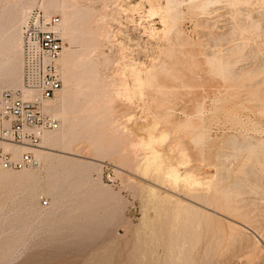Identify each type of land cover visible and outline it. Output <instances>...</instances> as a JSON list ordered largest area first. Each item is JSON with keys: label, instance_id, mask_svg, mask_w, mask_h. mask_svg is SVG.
Instances as JSON below:
<instances>
[{"label": "rangeland", "instance_id": "obj_1", "mask_svg": "<svg viewBox=\"0 0 264 264\" xmlns=\"http://www.w3.org/2000/svg\"><path fill=\"white\" fill-rule=\"evenodd\" d=\"M67 1L82 11L92 9L84 27L97 30L101 47L91 57L104 62L99 75L110 85L101 102L90 101L84 112L101 110L100 123L85 129L74 150L51 153L74 160L75 177L89 174V183L82 185L89 189L86 194L109 195L98 220L104 230L91 243L66 252L71 238L62 232L50 241L53 230L46 225L27 238L22 258L10 264L27 257L26 264H86L99 254L110 256L108 264H167L168 244L180 237V257L183 251L190 254L186 264H264V150L255 140L264 141V0H239L232 7L219 0L205 9L193 5L206 0H180L173 25L162 18L166 0ZM14 2L0 0V12ZM240 27L252 33H240ZM64 42L80 49L78 43ZM163 62L171 70L158 76L162 89L147 77ZM6 65L2 61L0 68ZM94 127L120 134L122 143L98 154L89 144ZM151 137L167 165L143 144ZM169 165L200 184L170 179ZM238 181L244 187L235 185ZM0 195V209L12 216L13 205L1 203L6 192ZM25 196L16 205L21 216L28 213ZM37 203L48 209L51 197L41 194ZM6 238L0 235V246Z\"/></svg>", "mask_w": 264, "mask_h": 264}, {"label": "bare ground", "instance_id": "obj_2", "mask_svg": "<svg viewBox=\"0 0 264 264\" xmlns=\"http://www.w3.org/2000/svg\"><path fill=\"white\" fill-rule=\"evenodd\" d=\"M190 1L193 3L199 2L197 0ZM213 1L217 2L219 0H206L203 3L201 2V4L193 6L205 9L207 5ZM226 1L232 4L230 7L239 2V0ZM180 2V0H166V7L164 8L165 11L162 18L164 20H167L168 18V21H170V23L172 22V25L174 23V19L178 15L176 6H178ZM33 7L41 8L48 15H52V13H59L62 18L61 33L63 38L69 45L72 43H78L80 45V49L73 51L69 48V46L63 47V52L59 62L63 85L56 95L45 103V110L51 113L59 121V128L54 131L46 132L42 136L39 146L34 149H30V151L34 153L37 161H39L40 166L36 165L37 167H28L29 169L24 168L20 172L6 170L0 167V184L15 181V183L10 184L9 186H0V191L3 190V194L6 192V198L1 199V203L12 204L13 208L11 210L14 212L12 216L8 217L3 213V208L0 209V235H7V238L2 241V246H0V258L3 260L0 264H10L18 258H22L24 252L21 251V247L25 244L27 238L31 237V235H35L37 231L46 225L49 228L51 227L53 230V235L51 236L50 241H56L58 239L56 237H59L62 232L64 236L71 238V241L65 242L66 252L68 248L73 250L74 245L79 248L81 245L91 243L92 240L104 230L103 225L98 220L101 216V210L107 208L105 206L106 200H109L110 198L107 194L101 197H94L93 192L92 195L86 194L89 189L87 188L84 190L82 185L83 181L89 183V174L86 173L82 178L75 177L74 172L79 168L78 166H75V161L69 159L68 157H61V155L51 153L54 148H59L62 152L71 151L72 149L74 150L73 147L77 144V139L84 138L86 136L85 134L87 131L85 129L88 130L91 128V125L95 124V122L96 124L100 123L99 115L101 114V110L94 111L93 113L88 112L89 114H84V112L86 110V105L88 103L90 105V101H100L109 91L108 86L110 84L99 75V73L101 74V72H99L100 68L103 66L104 62L102 61V64L98 60H94L96 58L93 59V57H91V55L101 47V43L95 40L97 30H87L86 27H84V24L87 25V23L93 18V11L91 8H86L82 11V9H80L77 5H70L67 0H16V2L9 6V8L0 12V63L2 61L7 62L4 70L0 68V92L5 89L11 91L23 89L21 79L22 56L20 57V29L27 14L34 9ZM233 8L235 9V6ZM160 9L162 10L163 8L161 7ZM235 11H233V13ZM236 13L234 14L236 15ZM232 17H234V15ZM236 25L238 24H235L232 27H235ZM238 28L239 27H237V29ZM247 29L242 27L240 33ZM250 29H252L251 26ZM176 32L178 33L177 30ZM220 36L230 35L221 34ZM225 38L226 37H224L223 40ZM245 42L249 43V41L246 40ZM241 45H243V43H241ZM257 49L259 50L260 48L257 47ZM254 52L255 55H257V53L262 54L261 51V53H259V51L257 53L256 51ZM221 58L222 57L220 56V59ZM153 70H151V72ZM170 70L171 66L169 62H163L159 66L158 70L152 74L149 72V69L148 72L150 73V76L147 78L151 81L149 82L148 80L147 82L155 85V82L158 83V76ZM144 82L147 83L146 81ZM158 84V88L164 87L163 83ZM146 85H148V83ZM24 97L27 99L31 98L32 94L24 91ZM102 103L101 105H103ZM99 107L101 108V106ZM183 124L184 123H180V125ZM187 125H189L188 122L184 124V126ZM94 128L95 129L92 130L91 136L89 137V144L94 146L95 151L98 154H100L103 150V153L105 154L110 153L120 143H122V137L120 134H107L106 131L100 130V128ZM255 140L261 142L260 148L264 150V141H262V139ZM155 143H157V141L151 137L143 144L152 150L150 153L155 158L157 157L158 159H162V161L167 165V159H163V155H161L158 150H155ZM253 143L256 142L253 141ZM105 144H107V147ZM0 146L7 151H12L16 156H19L22 152L29 150L27 147L8 144L5 142H0ZM167 168V175L172 180H185L192 181L195 184H200V182L196 180L192 174L185 173L184 175H181L173 165H169ZM87 170L89 171V168H87ZM235 185L244 187L242 181H238ZM83 193L85 194L81 196L80 194ZM23 194H26V196L22 199V202L25 203L28 211L26 216H21L16 206L20 200L19 196ZM41 194L51 197L50 208H38L37 201ZM64 200L67 201L64 203ZM62 207H66V211L59 212ZM182 234L183 232L180 230L179 235L182 236ZM255 240L257 239L255 238ZM141 242L143 241L141 240ZM182 244V237L170 240L168 244L169 255L165 260L167 264H186L188 262L190 257L188 251H183V255L180 257V254L182 253ZM78 248H76V250ZM173 252V259L170 262L168 259L171 257V253ZM109 258L110 256L99 254L96 261L88 262L86 264H108ZM179 258L181 261H177ZM27 259H30V257H27L25 260L23 259L22 263L19 264H26ZM131 264L142 263L133 262Z\"/></svg>", "mask_w": 264, "mask_h": 264}, {"label": "built area", "instance_id": "obj_3", "mask_svg": "<svg viewBox=\"0 0 264 264\" xmlns=\"http://www.w3.org/2000/svg\"><path fill=\"white\" fill-rule=\"evenodd\" d=\"M61 18L41 8L31 10L21 27L23 89L0 92V142L29 150L16 156L0 146V167L19 171L36 166L30 149L39 146L42 136L59 128V121L45 110V103L61 89L60 58L64 47ZM24 91L32 94L24 97Z\"/></svg>", "mask_w": 264, "mask_h": 264}]
</instances>
